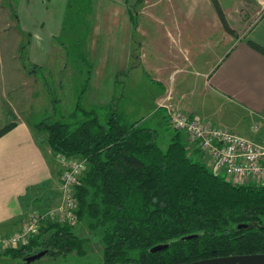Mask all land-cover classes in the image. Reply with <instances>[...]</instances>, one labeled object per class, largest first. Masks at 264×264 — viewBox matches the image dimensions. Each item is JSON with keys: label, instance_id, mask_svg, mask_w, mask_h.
I'll return each mask as SVG.
<instances>
[{"label": "trees", "instance_id": "1", "mask_svg": "<svg viewBox=\"0 0 264 264\" xmlns=\"http://www.w3.org/2000/svg\"><path fill=\"white\" fill-rule=\"evenodd\" d=\"M210 2L223 28L234 35L218 0ZM247 43L264 54L261 46ZM81 59L87 63L84 55ZM30 64L31 71L41 69ZM89 79L88 69L70 114L80 112L82 119L69 123L43 118L34 127L46 132L53 154L86 159L76 190L77 216H87L89 231L100 233L105 264H181L264 252V181L232 183L215 173L190 153L185 134L176 129L162 148L155 128L145 119L128 123L114 104L103 107L110 111L101 122L96 110L101 107L81 104ZM15 125L1 127L0 137ZM188 234L196 236L180 240ZM83 243L71 225L48 221L28 244L3 253L15 257L38 246L49 255H83ZM156 244L168 247L151 252Z\"/></svg>", "mask_w": 264, "mask_h": 264}, {"label": "rangeland", "instance_id": "2", "mask_svg": "<svg viewBox=\"0 0 264 264\" xmlns=\"http://www.w3.org/2000/svg\"><path fill=\"white\" fill-rule=\"evenodd\" d=\"M52 1L56 15L53 20L57 19L53 25L46 16L48 0H0V128L23 118L28 122L37 142L44 146L48 145L45 142L46 132H40L34 127L39 120L44 118L51 122L60 120L73 123L83 118L80 112H76L74 116L70 114L75 109L82 79L87 70L81 58L86 51L85 43L90 33L91 16L90 0ZM129 1L133 21L138 25L132 40L134 48L142 42L150 62L137 66L135 59H131L128 70L116 75L113 107L123 114L128 123L145 119L147 125L157 130L158 144L166 148L174 129L168 127V121L161 112L154 110V96L161 92L162 88L155 81L158 74L152 65H166L162 69L167 75L172 47L168 32H173L172 28L177 21L181 29L185 26L186 30L178 36L187 44L190 50L188 56L195 63V67H190L189 70L196 68V71L202 72L214 62L217 55L247 33L264 11V0H218L229 26L235 32L234 35L227 33L226 41L223 37L220 38L221 29L218 27L221 24L210 0ZM61 14H65L62 27ZM50 27H56L53 32H59V38L55 37L51 45L45 41V33ZM37 32L40 35L36 44H32L31 33ZM27 33L30 34V39L27 38ZM192 33L195 35V44L186 42L187 36ZM28 40L31 42L29 47ZM34 46L38 51L34 52ZM212 46H216V49ZM29 61L40 65L41 69L31 71L34 67ZM182 74L186 75V78L181 87L186 89L188 84L193 86L195 89H192L189 100L201 107L200 105L208 100L209 89H203L201 78L187 71ZM179 80L182 78L179 77ZM81 104L86 109L94 107L89 106L86 95L82 97ZM96 107H101L96 110L99 119L104 122L110 110L103 108L104 106ZM201 108L205 113L198 116L201 120L207 123L216 122L218 126L248 133L247 127L236 121L237 118L232 116L228 109L221 111L222 116H219L220 112L211 116L210 113L215 110L213 106ZM86 169L87 162L84 171ZM88 222L89 219L85 216L72 226V232L84 241L83 255H77L75 252L49 255L44 252L39 259L32 260L36 252L41 250L37 246L15 257L0 252V264H34V261L39 264H105L100 233L89 231Z\"/></svg>", "mask_w": 264, "mask_h": 264}, {"label": "crops", "instance_id": "3", "mask_svg": "<svg viewBox=\"0 0 264 264\" xmlns=\"http://www.w3.org/2000/svg\"><path fill=\"white\" fill-rule=\"evenodd\" d=\"M48 1L46 16L53 25L57 21L53 20L56 17L55 6L52 0ZM129 3V0H90V33L84 53L87 63L83 62L87 68L85 76L88 69L90 72L84 94L89 106L114 104L115 77L128 70L131 59H135L137 66L150 62L142 42L134 48L132 40L138 25L132 24L130 15L133 13ZM61 16L60 27L63 25L65 14ZM56 27L47 28L45 33V41L50 42V45L54 41L53 38H59V32H53ZM218 29H221L220 38L228 40V32L223 31L221 25ZM172 30L173 32H168L172 47L170 51L169 44L171 59L167 66V75L162 69L166 65H152L158 74L155 81L162 88V91L154 96V110L161 112L167 120L165 109L159 106L160 102L167 100L173 107L197 118L205 114L201 108L203 106L215 108L210 113L211 116L217 115L218 112L219 116H222L221 111L228 109L232 116L237 118L236 121L247 127L248 133H238L264 144V122H259L257 130L252 128L259 115H264V54L247 43V40H251L264 48V11L244 36L236 39L230 47L217 55L214 62L202 72L196 71V68L189 70L190 67H195V63L188 56L190 50L187 44L180 37L186 30L185 26L181 29L177 21ZM39 35L38 32L31 33L32 44H36ZM194 36V33L188 35L186 42L193 44ZM212 48L215 50L216 46ZM36 51L38 49L34 46V52ZM186 71L201 78L203 89H209L208 100H205L201 107L189 100L192 89L195 88L190 84L186 89L181 87L186 78L182 73ZM179 77L182 80H179ZM15 123L11 130L0 137V233L12 232L31 214L53 208L59 203L61 196V165L56 155L48 145L37 142L25 119H18ZM209 124L216 125V122ZM186 142L190 153L196 159L208 163V158L196 145L188 140Z\"/></svg>", "mask_w": 264, "mask_h": 264}, {"label": "built area", "instance_id": "4", "mask_svg": "<svg viewBox=\"0 0 264 264\" xmlns=\"http://www.w3.org/2000/svg\"><path fill=\"white\" fill-rule=\"evenodd\" d=\"M159 106L165 109L169 125L184 133L186 140L199 148L208 158L206 164L215 173L223 174L232 183L264 181V144L229 128L209 124L166 101L160 102ZM259 122H264V115H259L252 128L257 130ZM56 158L61 165L59 203L46 211L31 214L16 230L0 233V252L28 244L48 221L71 226L78 221L76 190L86 159L62 154H56Z\"/></svg>", "mask_w": 264, "mask_h": 264}, {"label": "water", "instance_id": "5", "mask_svg": "<svg viewBox=\"0 0 264 264\" xmlns=\"http://www.w3.org/2000/svg\"><path fill=\"white\" fill-rule=\"evenodd\" d=\"M195 236V234L184 235L180 238V240L191 239ZM167 247L168 244H156L150 248V251L158 252L166 249ZM43 253V251L37 253L32 260L39 258L41 255H43ZM181 264H264V252L221 255L188 261Z\"/></svg>", "mask_w": 264, "mask_h": 264}, {"label": "flooded vegetation", "instance_id": "6", "mask_svg": "<svg viewBox=\"0 0 264 264\" xmlns=\"http://www.w3.org/2000/svg\"><path fill=\"white\" fill-rule=\"evenodd\" d=\"M220 24H221V22H220ZM221 28L223 29V31H225V32H226V30L223 28L222 24H221Z\"/></svg>", "mask_w": 264, "mask_h": 264}, {"label": "bare ground", "instance_id": "7", "mask_svg": "<svg viewBox=\"0 0 264 264\" xmlns=\"http://www.w3.org/2000/svg\"><path fill=\"white\" fill-rule=\"evenodd\" d=\"M222 175V174H221Z\"/></svg>", "mask_w": 264, "mask_h": 264}]
</instances>
